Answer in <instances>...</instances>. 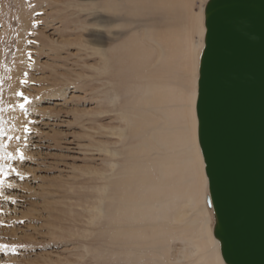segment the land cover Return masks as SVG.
<instances>
[{
	"label": "rangeland",
	"instance_id": "obj_1",
	"mask_svg": "<svg viewBox=\"0 0 264 264\" xmlns=\"http://www.w3.org/2000/svg\"><path fill=\"white\" fill-rule=\"evenodd\" d=\"M207 2L0 0V264L207 262Z\"/></svg>",
	"mask_w": 264,
	"mask_h": 264
},
{
	"label": "water",
	"instance_id": "obj_2",
	"mask_svg": "<svg viewBox=\"0 0 264 264\" xmlns=\"http://www.w3.org/2000/svg\"><path fill=\"white\" fill-rule=\"evenodd\" d=\"M205 28L195 109L213 232L226 264H264V0H208Z\"/></svg>",
	"mask_w": 264,
	"mask_h": 264
},
{
	"label": "bare ground",
	"instance_id": "obj_3",
	"mask_svg": "<svg viewBox=\"0 0 264 264\" xmlns=\"http://www.w3.org/2000/svg\"><path fill=\"white\" fill-rule=\"evenodd\" d=\"M206 7V6H205ZM184 12V11H183ZM195 16V15H194ZM181 17V16H180ZM174 18V17H173ZM172 19V18H171ZM198 25L196 26V28L198 27V31H199V34H200V37H201V42H200V48L199 49H195L197 51V63L195 65V70L197 71V73H199V65H200V58H201V54H202V51L204 49V46H205V43H204V37H205V31H206V28H205V9H204V13H203V16H200L198 18ZM178 24V23H177ZM192 27V26H191ZM161 33V32H159ZM173 34V33H172ZM180 34V33H179ZM163 35V34H162ZM162 38V37H161ZM164 38V37H163ZM165 41V40H164ZM179 41V40H178ZM183 44V43H182ZM194 46V45H193ZM193 50H194V47H193ZM189 66V65H188ZM194 66V65H193ZM199 79V77H198ZM197 84H198V81H197ZM18 85V84H17ZM170 88V87H169ZM166 89V88H165ZM172 89V88H171ZM178 92V91H177ZM168 93V92H167ZM177 95V94H176ZM152 97V96H150ZM196 99H197V94H195V96H193V99H192V103L190 104L191 105V117H192V125H191V128H192V132L194 133V139H195V150H199L200 153H201V149L199 147V142H198V136H197V118H196V109H195V104H196ZM159 107V106H158ZM17 114V113H16ZM13 116V114H12ZM10 117V116H9ZM16 117V116H15ZM14 117V118H15ZM27 117V116H26ZM13 118V117H12ZM18 120V119H17ZM13 121V120H12ZM21 121V120H20ZM18 120V122H20ZM15 122V121H14ZM12 122V123H14ZM21 123V122H20ZM191 123V122H190ZM22 126V124L20 125ZM191 131V130H189ZM191 136L193 134H190ZM17 136V135H16ZM190 136V137H191ZM193 137V136H192ZM173 138V137H172ZM175 138V137H174ZM18 141V140H17ZM196 151V152H197ZM190 155V154H189ZM198 155V154H197ZM201 158H202V164H203V170H204V162H203V156H202V153H201ZM19 160V159H18ZM194 161V160H193ZM3 162H4V159H3ZM183 163V162H182ZM183 171V170H182ZM177 172V171H176ZM205 172V171H204ZM201 173V172H200ZM206 176V175H205ZM178 178V177H177ZM14 180V178H13ZM206 180H207V177H206ZM171 185V184H170ZM178 185V184H177ZM207 185H208V181H207ZM7 186V185H6ZM173 186V184H172ZM175 188V187H174ZM208 196V195H207ZM202 202H203V199H202ZM204 204V202H203ZM203 206V205H202ZM204 207V206H203ZM206 208V207H204ZM194 211V210H193ZM198 213V212H197ZM204 216H205V221L206 223H203V224H206V229H207V233H205V236H206V240L204 239L203 241H201V243L199 242V244L197 245V250L198 252L201 254L202 252L204 253V258L206 259L207 262H205V260L203 262H205L204 264H226L225 261L223 260L222 258V255H221V251H220V243L219 241L215 238L214 236V232H213V226L210 225L209 222L210 219L214 218V213H213V210L211 208L208 207V210H206L204 212ZM197 219V218H196ZM215 219V218H214ZM215 222V220H214ZM202 227V226H201ZM200 231V230H199ZM204 233V232H203ZM154 235V234H153ZM156 235V234H155ZM189 237V235H188ZM201 239V238H200ZM200 241V240H199ZM193 242V241H192ZM195 243V242H194ZM193 244V243H192ZM190 246V245H189ZM195 246V245H194ZM192 247V246H190ZM189 249V248H188ZM184 250V249H183ZM188 251V250H187ZM186 251V252H187ZM195 252V251H194ZM198 252L196 251V254H198ZM180 254V253H179ZM195 254V253H194ZM202 255V254H201ZM124 256V255H123ZM197 256V255H195ZM199 256V255H198ZM198 259H201L198 257ZM202 261V260H201ZM196 263H198L197 261H195ZM194 263V264H196Z\"/></svg>",
	"mask_w": 264,
	"mask_h": 264
},
{
	"label": "snow or ice",
	"instance_id": "obj_4",
	"mask_svg": "<svg viewBox=\"0 0 264 264\" xmlns=\"http://www.w3.org/2000/svg\"><path fill=\"white\" fill-rule=\"evenodd\" d=\"M20 95L23 96V93H21ZM20 106H21L22 108L24 107L23 104H21ZM8 158H9V159H15V157L12 156L11 153L8 154ZM0 159H4V157H3V156H0ZM20 159H21V160H24V155H23V153L20 154ZM11 171H15V169L10 167V168H9V172H11ZM0 175H6V174L4 173V166H3V165H0ZM17 175H19V172H17ZM2 183H3V181H0V184H2ZM9 186H11V185H9ZM0 195H3L2 190H0ZM209 203H211V202L209 201Z\"/></svg>",
	"mask_w": 264,
	"mask_h": 264
},
{
	"label": "clouds",
	"instance_id": "obj_5",
	"mask_svg": "<svg viewBox=\"0 0 264 264\" xmlns=\"http://www.w3.org/2000/svg\"><path fill=\"white\" fill-rule=\"evenodd\" d=\"M242 30V29H241ZM250 39H252V40H257L258 39V37L257 36H255V35H252V36H250Z\"/></svg>",
	"mask_w": 264,
	"mask_h": 264
}]
</instances>
